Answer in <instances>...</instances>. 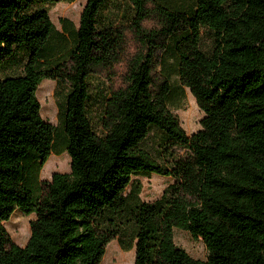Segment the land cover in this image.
<instances>
[{
    "label": "trees",
    "instance_id": "1",
    "mask_svg": "<svg viewBox=\"0 0 264 264\" xmlns=\"http://www.w3.org/2000/svg\"><path fill=\"white\" fill-rule=\"evenodd\" d=\"M56 2L74 0H0V223L35 214L42 167L70 158L51 177L54 210L0 264H101L112 241L133 264H264V0H87L61 32ZM184 89L203 114L191 136L171 110ZM151 175L173 183L147 203L134 178Z\"/></svg>",
    "mask_w": 264,
    "mask_h": 264
},
{
    "label": "rangeland",
    "instance_id": "2",
    "mask_svg": "<svg viewBox=\"0 0 264 264\" xmlns=\"http://www.w3.org/2000/svg\"><path fill=\"white\" fill-rule=\"evenodd\" d=\"M87 0H74L72 3L56 2L47 6L49 18L58 32L62 31L60 21H68L75 29L79 26L80 15ZM69 44V43H68ZM66 44L60 53L62 59H67L69 45ZM117 68V74L121 72ZM118 82V80H116ZM97 79L91 80V86L94 88ZM56 83L50 80H44L38 86L35 96L40 105L41 118L53 126H58V110L56 105L55 91ZM178 117L180 126L187 136H191L200 130V120L203 114L197 108L195 100L188 90H183L182 100L176 107L171 109ZM70 172V158L64 153L60 156H50L42 167L39 175L40 192L39 204L35 214L25 216L16 211L9 221L0 223V253L6 251L11 245L23 248L29 240V223L32 220L45 216L46 212L54 210L56 197L51 189V177L55 173L68 174ZM141 184L140 199L143 202H153L157 200L163 190L173 183L172 180L159 176H139L134 178ZM174 242L176 246L183 249L191 258L201 263H205L207 252L200 240H194L183 231L174 230ZM134 249L128 252L121 250L116 241L110 242L105 250L101 264H133Z\"/></svg>",
    "mask_w": 264,
    "mask_h": 264
}]
</instances>
